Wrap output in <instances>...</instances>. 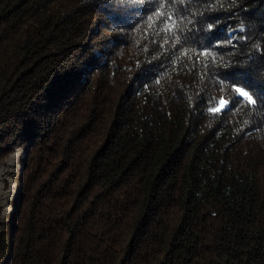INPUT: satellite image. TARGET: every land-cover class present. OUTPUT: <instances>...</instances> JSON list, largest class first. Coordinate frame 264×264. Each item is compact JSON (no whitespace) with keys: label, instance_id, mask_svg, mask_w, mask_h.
Returning a JSON list of instances; mask_svg holds the SVG:
<instances>
[{"label":"trees","instance_id":"trees-1","mask_svg":"<svg viewBox=\"0 0 264 264\" xmlns=\"http://www.w3.org/2000/svg\"><path fill=\"white\" fill-rule=\"evenodd\" d=\"M249 87L264 0H0V264H264V104L210 111Z\"/></svg>","mask_w":264,"mask_h":264},{"label":"rangeland","instance_id":"rangeland-1","mask_svg":"<svg viewBox=\"0 0 264 264\" xmlns=\"http://www.w3.org/2000/svg\"><path fill=\"white\" fill-rule=\"evenodd\" d=\"M25 150L22 147L15 148L8 157L0 162V210L1 222H6L14 211L13 203L18 196V176L23 169Z\"/></svg>","mask_w":264,"mask_h":264},{"label":"snow or ice","instance_id":"snow-or-ice-1","mask_svg":"<svg viewBox=\"0 0 264 264\" xmlns=\"http://www.w3.org/2000/svg\"><path fill=\"white\" fill-rule=\"evenodd\" d=\"M173 0H168V4L171 5ZM165 19H170L169 17H165ZM165 19H162L160 23H164ZM207 55V53H204ZM237 96H234L231 101H225L224 99L219 100V106H213L210 111L214 113H221L230 111L232 108L237 105L243 103L248 106H257L258 104H264V98H261L257 95L250 87L247 91H241L240 88H236ZM251 93V94H250Z\"/></svg>","mask_w":264,"mask_h":264}]
</instances>
